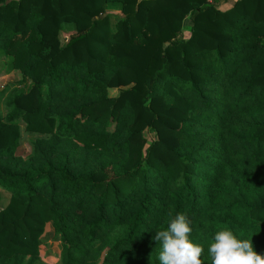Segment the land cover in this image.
Returning a JSON list of instances; mask_svg holds the SVG:
<instances>
[{
  "label": "trees",
  "instance_id": "16d2710c",
  "mask_svg": "<svg viewBox=\"0 0 264 264\" xmlns=\"http://www.w3.org/2000/svg\"><path fill=\"white\" fill-rule=\"evenodd\" d=\"M1 58L0 264L47 224L60 264H160L177 214L204 264L225 228L264 256V0H0Z\"/></svg>",
  "mask_w": 264,
  "mask_h": 264
},
{
  "label": "clouds",
  "instance_id": "9594fccd",
  "mask_svg": "<svg viewBox=\"0 0 264 264\" xmlns=\"http://www.w3.org/2000/svg\"><path fill=\"white\" fill-rule=\"evenodd\" d=\"M190 224L186 215L177 214L165 229L155 233L153 239L161 247L160 264H204L201 259L203 246L189 239ZM213 241L208 246L211 264H264V256L253 250L251 240L238 239L227 228L217 231Z\"/></svg>",
  "mask_w": 264,
  "mask_h": 264
},
{
  "label": "rangeland",
  "instance_id": "374dc122",
  "mask_svg": "<svg viewBox=\"0 0 264 264\" xmlns=\"http://www.w3.org/2000/svg\"><path fill=\"white\" fill-rule=\"evenodd\" d=\"M234 0H226L222 3L215 4L221 11H225L228 9V2H233ZM234 3V2H233ZM107 13L110 16L111 24L113 25L116 20L121 16L120 6L118 4H110L107 7ZM187 20V19H186ZM185 20V21H186ZM187 21L184 22V26L187 28ZM71 29L67 28L64 31V37L67 40ZM187 31V30H185ZM3 58L0 59V88L1 90H5L3 94H0V116L4 117L5 109H4V100L8 92L12 89V83L17 79V73L7 72L4 67H2ZM118 94L117 89H113L109 92L111 97H114ZM20 128V141H19V148L18 153L23 158H28L32 155L33 151V142L37 138L45 137L40 134L29 133L25 131L24 124L19 122ZM145 137L150 141L152 136L149 133L145 134ZM9 195L2 192V199L0 201V208H4L8 204ZM53 229L50 224H47L45 231L40 239V246H39V256L42 262L46 264H60V256H61V246L54 240L53 238Z\"/></svg>",
  "mask_w": 264,
  "mask_h": 264
},
{
  "label": "built area",
  "instance_id": "2783aa9c",
  "mask_svg": "<svg viewBox=\"0 0 264 264\" xmlns=\"http://www.w3.org/2000/svg\"><path fill=\"white\" fill-rule=\"evenodd\" d=\"M208 4H217V3H222L225 2L226 0H204Z\"/></svg>",
  "mask_w": 264,
  "mask_h": 264
},
{
  "label": "crops",
  "instance_id": "0c3cea01",
  "mask_svg": "<svg viewBox=\"0 0 264 264\" xmlns=\"http://www.w3.org/2000/svg\"><path fill=\"white\" fill-rule=\"evenodd\" d=\"M233 2H234V1H233ZM233 2H228V4H226L225 6H226V7L228 6V8H230V7L232 6Z\"/></svg>",
  "mask_w": 264,
  "mask_h": 264
}]
</instances>
